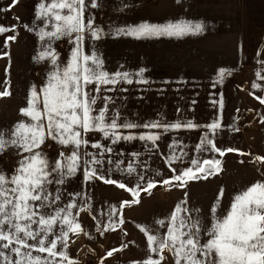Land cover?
Masks as SVG:
<instances>
[{
    "label": "rangeland",
    "instance_id": "1",
    "mask_svg": "<svg viewBox=\"0 0 264 264\" xmlns=\"http://www.w3.org/2000/svg\"><path fill=\"white\" fill-rule=\"evenodd\" d=\"M38 3L39 0H19L14 8L16 123L22 119L21 109L26 107L30 87H42L48 71L45 63L34 62L39 41L35 33L25 27L31 28L38 23L34 22ZM97 5L96 8H86L85 17L92 18L94 27L102 30L101 39L90 40L86 37L83 51L95 53L109 73L118 70L136 72L143 68L148 81L146 84H136L134 80L133 84L127 85L126 96L120 97L119 92L106 93L115 98V106L121 103L122 108L126 107L122 119L138 124L151 121L173 123L179 119L201 126L169 133L160 130L161 138L152 151L140 141L111 145L114 151L105 154V158L122 161L121 168H126L128 162H132L137 172H142L146 179L160 181L172 175L165 161L170 154L171 142L178 138L183 142L182 146H186L183 150L191 157L205 130L203 126L213 120L222 125L218 130V147H231L244 153L229 152L223 157L217 155L216 158L221 160L220 171L207 179L189 182L185 189L158 183L150 192L141 191L133 196L129 191L106 185L101 180L85 181L83 169L60 186L63 202L70 199V194L83 195V199L77 197V202L84 204V207L73 209V216L81 224L82 231L69 234L67 254L70 259L76 264H143L150 253L146 236L137 225L162 233L164 230L159 229L155 221L166 220L186 196V206L198 209L197 215L208 227L212 222L210 209L221 189L223 197L217 206L218 215L229 209L234 194L256 181H264V162L255 159L264 157V123H261L264 105L258 99L264 96L261 91L264 89V0H97ZM180 20L200 22L204 25V31L200 35L180 39L161 37L137 40L126 35H115L118 27L139 25L144 21L164 24ZM53 46L60 60L69 58L71 45L66 40ZM220 69L225 70V75L222 83H216ZM253 85L259 87L254 88ZM100 104L98 100L97 106ZM233 128H239V131L234 132L231 130ZM141 131L147 130H132L133 134ZM87 134L90 139L91 135L92 139H96L89 141V152L98 151L90 147L92 142L110 143L102 140L101 133L97 131H90L84 136ZM125 134H128L127 131ZM60 150L53 141H47L43 146V151L52 160ZM175 150L177 154L180 153L179 147ZM133 153H139V156L133 157ZM19 159L16 153L0 154V170L4 167L6 173L8 168L13 171ZM186 166L179 162L172 165L177 168ZM107 167H113L111 178L129 187L135 185L136 173L129 176L113 165L106 164ZM156 172L160 175H155ZM108 175L105 171V176ZM54 188L52 186V190ZM136 200L139 203H135ZM124 201L132 203L120 209ZM110 205L116 207L124 223H117L114 230L101 235L97 228L108 224ZM122 245H126L122 251L114 252L111 257L106 256L107 251L119 249ZM151 255L154 259L159 258ZM162 255L164 259L161 264H175L174 257L167 249Z\"/></svg>",
    "mask_w": 264,
    "mask_h": 264
},
{
    "label": "snow or ice",
    "instance_id": "2",
    "mask_svg": "<svg viewBox=\"0 0 264 264\" xmlns=\"http://www.w3.org/2000/svg\"><path fill=\"white\" fill-rule=\"evenodd\" d=\"M17 3L19 0H13L12 7ZM97 6V0H88V3L86 0H39L34 15V22L38 23L31 28L25 26L35 33L39 41L34 62L45 63L48 71L42 87H30L26 107L21 109L22 119L7 130H0V154L12 148L20 157L11 173L0 170V264H64V261L76 264L67 254V245L70 233L82 231L81 224L73 216V209L84 207L77 202V197L83 199V195L70 194V199L63 202L60 186L81 169L85 181L101 180L106 185H115L137 196L141 191L150 192L158 183L185 189L189 182L207 179L220 171L221 160L216 158L217 155L223 157L229 152L244 155L238 149L218 147V130L222 125L213 120L203 126L205 130L191 157L183 150L186 146H182V141L177 138L171 142L170 154L165 161L172 175L160 181L146 179L142 172H137L132 162L121 168L122 161L105 158V154L114 151L111 145L140 141L152 151L161 138L160 130L169 133L201 126L179 119L173 123L151 121L143 124L122 119L115 107V98L106 93L126 92L128 89L123 85H131L134 80L136 84L148 81L143 68L136 72L118 70L109 73L95 53L83 51L86 37L101 39L102 30L94 27L92 18L85 17L86 8ZM8 31L14 32L15 26H0V35ZM203 31L204 25L200 22L180 20L152 24L144 21L139 25L118 27L115 35L137 40L180 39L200 35ZM14 40L15 36L6 37L5 46ZM62 40L71 45L66 61L60 60L53 46ZM224 75L225 70L220 69L216 83H222ZM261 91L264 92V89ZM9 95L7 89L0 92V98ZM258 99L264 105V96ZM98 100L101 101L99 106ZM110 103L113 105L111 109ZM138 129L147 131L133 134L132 130ZM231 130L238 132L239 128ZM90 131L101 133L102 140L110 143L92 142L90 147L98 151H87L89 141L84 134ZM47 141L55 142L61 149L55 160L43 151ZM177 147L180 148L179 154L175 150ZM132 155L138 157L139 153ZM255 159L264 162V157ZM175 162L187 166L172 167ZM106 164L129 176L136 173L135 185L129 187L111 178L113 167L106 168ZM105 171L109 174L107 177ZM52 186H55L54 190ZM222 197L223 189L210 209L212 222L208 227L197 215L198 209L186 206V196L166 220L155 221L159 229L164 230L162 233L137 225L146 236L150 253L143 264H161L165 249L171 252L175 264H264V181H256L234 194L229 209L218 215L217 206ZM134 202L139 203L138 200ZM130 203L132 201L122 202L120 209ZM107 218L108 224L97 228L101 235L114 230L117 223H124L115 206H109ZM124 247L126 245L109 250L106 256L111 257ZM43 253L47 255H39ZM151 254L159 258L154 259Z\"/></svg>",
    "mask_w": 264,
    "mask_h": 264
},
{
    "label": "crops",
    "instance_id": "3",
    "mask_svg": "<svg viewBox=\"0 0 264 264\" xmlns=\"http://www.w3.org/2000/svg\"><path fill=\"white\" fill-rule=\"evenodd\" d=\"M13 0H0V26L4 27H12L15 26L16 28V16H15V6L12 7ZM11 9L9 11H5V9ZM15 36V31H8L2 35H0V92L4 90L10 91L9 96H5L0 98V130H7L11 126L16 124V117H15V110H14V102H15V93H16V53H15V41H9L7 46L6 37ZM103 87V86H102ZM120 87V85H119ZM123 87L127 88V85H123ZM123 93V94H122ZM126 96V92H119V96ZM125 98V97H124ZM113 106L112 104L109 105L111 109ZM119 109L121 117L124 113L126 107L122 108L121 103L119 106H115ZM89 133V132H88ZM95 136V133H92ZM91 139L90 136L87 134L86 139L88 141H96ZM121 144V143H120ZM5 152L15 154L16 150L12 148H8ZM1 170H4L2 167ZM5 172V171H4ZM10 169L8 168L7 173H11Z\"/></svg>",
    "mask_w": 264,
    "mask_h": 264
}]
</instances>
